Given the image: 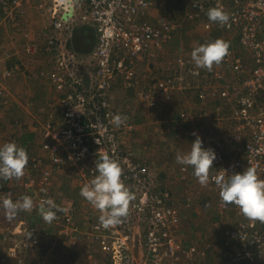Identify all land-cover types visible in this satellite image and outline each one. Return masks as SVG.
I'll use <instances>...</instances> for the list:
<instances>
[{
	"label": "built area",
	"instance_id": "2783aa9c",
	"mask_svg": "<svg viewBox=\"0 0 264 264\" xmlns=\"http://www.w3.org/2000/svg\"><path fill=\"white\" fill-rule=\"evenodd\" d=\"M184 1L189 16L206 15L202 23L210 32L221 25L210 21L207 11L221 7L230 17L228 24L221 27L234 31L240 46L237 50L228 45L213 72L217 81L213 94L228 101L230 118L235 122L231 151L228 153L227 143L214 135L203 140L205 148L217 153L209 179L217 194L216 207L220 213L235 211L234 220L227 216L233 222L225 227L219 250L227 259L217 262L214 257L209 262L207 248L182 235L183 205L171 188L157 182L151 164L135 152L130 142L135 125L129 111L121 110L112 101L119 77L124 78L127 90H135L138 96L144 98L150 92L147 101L151 106H158L159 96L175 89L176 83L186 78L188 81L184 73L194 80L204 78L202 68L196 69L192 59L180 57L179 73L153 75L147 85L141 83L144 79L139 76L145 74L139 67L150 66L163 55L176 39L178 29L177 22L168 15L153 14V0H45L58 34L49 43L54 59L48 77L59 93L58 109L53 118L41 124L40 150L29 157L24 175L17 179L19 193L8 186L0 191V197L16 200L28 195L33 199V209L38 208L45 197L55 201L52 182L62 172H70L68 180L80 194L82 186L97 174V156L108 153L118 161L122 180L133 195L128 215L121 223L105 229L98 220L99 210L85 198L82 204L92 212L86 224L77 220L76 202L64 204L61 209L67 211H57L54 220L66 225L63 235L69 243L75 245L88 237L109 255L111 264H264V222L249 220L234 203H223L220 189L211 179L213 175L223 173L227 177L253 167L258 178L264 180V0ZM18 3L19 0H0V7L6 12L7 5ZM78 26H88L93 31V45L88 51L79 52L69 46V38ZM228 75L233 80H228ZM206 91V87L200 88L202 99L208 95ZM116 114L127 116L120 127L112 123ZM22 230V238L14 239L8 248L12 257H18L20 247L29 248L39 241L37 228Z\"/></svg>",
	"mask_w": 264,
	"mask_h": 264
},
{
	"label": "rangeland",
	"instance_id": "374dc122",
	"mask_svg": "<svg viewBox=\"0 0 264 264\" xmlns=\"http://www.w3.org/2000/svg\"><path fill=\"white\" fill-rule=\"evenodd\" d=\"M44 3L45 0H19V3L16 5H7L9 8V11L6 10L7 13L3 11V6L0 7V145L6 142L14 141L21 146V135L31 131L35 134V138L30 144V156L28 157L35 156L39 152L40 143L42 140V135L40 133L41 124L44 122V120L53 118L55 115H53V112L58 109L56 103L59 99V93L55 90L48 79L53 68L54 59V54L49 50V43L51 37L58 36V34L52 27V17L48 10L49 3H46L45 5ZM185 11H188V8L186 7L184 0H176L173 2V5L170 9V15L179 17V20L176 21L178 24V29L176 35L177 38L175 41L177 42H173L170 44V47L169 45L166 47L168 53L167 58H170L172 54L176 53L173 51L177 50L179 53H181L179 57L186 59H189V57L186 56L191 57L190 46L193 42H191L190 38L187 37V33L191 32V30L194 29V26L197 28L195 33H198L199 35H197L200 36V40L198 39L197 44L204 42L202 38L203 36L201 35H205L207 31L200 32V27L195 24L193 25V20H189L192 18H184L186 15ZM194 22L197 23V20ZM76 31H81L80 26L75 28L71 38H68L70 43L69 46H73L74 48L78 49V47L75 46V41L73 40ZM214 31H219V29H215ZM191 33L193 35V32ZM66 34L67 33H63L64 36H67ZM178 34L181 36L179 37ZM205 36L206 38L209 37L208 34ZM183 41V47L186 49L184 51H182L181 47L178 46L180 43H183ZM88 45L90 46H88V49L85 51L90 50L93 43ZM166 63L167 65H161L158 63L151 66L146 64L141 65L139 67V71L140 73L145 74L139 76L144 79L141 83L147 85L148 79L152 78L153 75L158 74L157 76L162 77L179 73V69L181 68L177 67L178 64H175L177 68H172L173 64L170 61H167ZM216 68L213 65L211 70L207 69L206 74L208 75L204 76L206 75L204 73L203 77H212ZM7 70H9V72H6ZM150 72L153 74L149 75L148 73ZM228 77H230V75H228ZM112 99L116 101L115 105L120 107L121 110L129 111L128 113L135 125V130L130 135L131 140H134L132 147L141 159L147 160L151 164V169H153L152 173L157 174V182L161 184L163 179H166L161 173H168L166 172V166L161 167L159 164L164 161L166 158L165 155H167L166 153H169L171 150L170 147H166L167 149L162 151L160 150L163 148V145L160 143V140L156 139L161 137V132H156V130H154L152 133L149 132L152 131L150 128L152 123L145 119L144 113L139 112L142 111L139 109V107H143L144 98L138 96L133 89L127 90L124 78L119 77L117 89L114 90V96ZM159 100L160 99H158V101ZM161 101L162 100H160L158 105H160ZM221 107L222 106H220V108ZM40 110H43V112H40ZM214 113L215 114L212 116V118L209 119L207 115H204L200 121H205V129H207V132H209V137L213 135L212 133H214L215 137H218L225 142L229 141L233 134L232 121L226 118V115H223L225 120L222 122L220 119L223 118H219L220 116H218L217 109ZM159 114V112H153V115L156 116L154 118H157ZM140 115L141 118H139ZM154 118H152V120H158ZM208 127L211 128L208 129ZM179 130H170L169 132L167 129L166 133L168 132L167 136H169L170 139L175 138L176 133L178 134L180 131L184 133V135H182V139L185 144L183 147L181 146L182 150L180 153H185L191 149V145L188 144V142L191 138H193V131L192 129L185 131ZM194 132L196 133V131ZM134 136H136V138ZM144 137H146L147 140H145ZM141 139L142 142L139 143V140ZM151 139L153 141L152 143L154 144L149 146L147 149L144 146H148V142ZM160 159L162 161H160ZM184 167L181 166V168H183L182 170L186 171V173L188 172V174L191 175L190 171L187 169V166L184 165ZM172 173L174 176H166V180L167 184L174 187V185H176L174 184V180L175 177L177 178V176H175L176 171H172ZM67 174H70V172H67L66 174H63L62 172V176L60 175L55 179V181L52 182V187L55 189L54 191L59 193L63 191L62 194L69 197V203H73L74 201L71 198H76L75 202L79 203L77 201H81L82 196L78 193V190L75 188L76 186L74 187L73 183L68 180L69 177ZM178 179L180 180L179 182H183L184 180H188L190 182L188 175L185 174H181ZM12 180L13 181L11 182L9 180L8 183L13 184L12 187H14L15 191L19 193V188L16 189L15 186L17 179L13 178ZM188 185L189 187L193 188V191H195V185L198 184H193L190 182ZM170 186L169 188H171ZM177 186L179 187V184H177ZM59 187H61V190ZM178 189L183 192L181 187ZM172 190L175 191V189ZM182 195H184V193ZM188 195L186 193L181 197L184 198ZM191 197L189 196L188 199H193V202L197 201L196 198H198V196H195V198ZM0 217H6L2 208H0ZM199 219V229L203 231L205 237V242H203L206 245L212 244V252L219 259V252L214 253V250L217 249L219 251L221 249L222 242L219 244V241L216 240L214 236L225 230L224 227H226V224L223 223V225L220 226L214 225L212 221L209 220V216H207L205 212L202 216H200ZM8 222L9 220L6 219V223ZM9 223L11 224L12 221ZM3 224L2 227L4 226ZM19 225L21 227L22 224ZM64 226L66 225L63 224L60 226L62 232L63 230L65 231V229H67ZM20 227L17 228L20 229ZM207 239L209 241H207ZM213 242L217 244L216 249L214 245L215 243L213 244ZM106 259H110L109 255L104 253L97 243L90 242L87 239L84 241L83 247H78L77 252L68 251L66 254H62L60 261L61 263L65 264H106ZM223 260L225 259L223 258Z\"/></svg>",
	"mask_w": 264,
	"mask_h": 264
},
{
	"label": "crops",
	"instance_id": "0c3cea01",
	"mask_svg": "<svg viewBox=\"0 0 264 264\" xmlns=\"http://www.w3.org/2000/svg\"><path fill=\"white\" fill-rule=\"evenodd\" d=\"M153 1L156 3L153 9L154 15L164 14V15H168L171 19L175 21L179 20L178 16L170 15V9L173 5V2H175L176 0H153ZM185 14L186 15L184 18H187V19L189 17L192 18L189 20H193L192 21L193 25L195 24L200 27V29L202 30V31L200 30V32H204V31L206 32V30L203 27V23H202L203 22L202 18L205 19L204 17L206 15L201 18L199 16L191 17L189 16V8H188V11H185ZM195 20H197V23L194 22ZM219 28H220V31H214V30L212 32L207 31L206 34H208L209 36L207 38L205 36L206 34L204 35L202 33L203 35L201 36H203L202 38L204 42L197 44L198 39L200 40V36H198L199 35L198 33H195V31H197V28L194 26V29L191 30V32H193V35L191 32L187 33V37H189L191 42H193L191 43V46H190L191 48L190 53L195 47H198L201 44L214 41L216 39H222L225 42H227L229 46L233 45L234 47H236L237 50H239L238 48H240V46L236 39V36L234 38L235 32L226 30L221 26L218 27L217 29ZM80 29H81V31H79L80 33L77 31L75 32V36L73 40L75 41V46L78 47L77 50L79 52H84L85 50L88 49V46H90L88 44L93 42L94 34H93L91 27L81 26ZM180 36L181 35H179V37ZM175 40L173 42H177ZM178 46L181 47L182 51L186 50L183 47L184 41L183 43H180ZM173 52H176L177 54L176 53L172 54L170 58H167L168 53H167V48H166L164 54L163 55L161 54L160 57L152 61L150 63V66L155 65L157 63L161 65L163 64L167 65L166 62L170 61L173 64V67L172 66L171 67L177 68L178 66L176 67L175 64H178V59L180 58L179 56L181 55V53H179L178 50L173 51ZM186 57H189V59H192L190 56H186ZM214 66L216 68L217 66H219V64H214ZM206 71L207 69L202 68L203 75L204 73L206 74ZM183 75L184 77H189L188 81L186 78L184 82L176 83L177 86L175 89H171L168 94L164 93L165 95L163 94L162 96H159L162 101L160 105L158 106H151L148 104L147 98H150V94H151L150 92H148L147 97H144L143 107L141 106L139 107V109L142 111H139V112L144 113L145 119H147L149 122L152 123L150 125L151 126L150 128L152 129V131H149L150 133L154 132V130H156V132H161V137H159V139H156V140H160V143L163 145L162 146L163 148H161L160 150L162 151V150L167 149L166 147H170L171 151L169 153H166L167 154L165 155L166 158L159 165H161V167L166 166V172L168 174L161 173L162 176L165 177L166 179L167 177L174 176L172 171H176L175 176H177V178L175 177L174 184L176 185L173 184L174 187L167 184L166 179H163V181L162 180L161 181L163 185H167L168 187L170 186L172 189H175L174 192L178 195V198L180 197L179 202L183 205V217H182V224L180 226L181 228L180 232H182V235H184V237L188 241H199L205 248H207L209 262L212 263L211 258H214V257L217 259L216 261L219 262V261H222L223 258L227 259V256L226 255L221 256L218 253L219 259H222V260H219L212 252V249H211L212 244L206 245L204 243L205 237H204L203 231L199 229L200 227L199 218L205 212L207 216H209V220H211L214 225L220 226V225H223V223H225L226 226H228L231 222H233V221H230L231 217L234 220L235 211L232 210L226 213L225 212L220 213V211L216 207L217 194H216L215 189L211 187L210 182L207 185H201L198 181V178L194 176L193 169L191 168V166H187V169L190 171V174H191L189 175L188 172L186 173V171L182 170L183 168H181V166L184 167V165L177 163L175 157L177 154L181 152L182 150L181 146L183 147V145L185 144L182 139V135H184V133H182L180 130L185 131L188 129L189 130L192 129L193 132L196 131V133L202 138V140H205V138L209 136V132H207V129H205V121H200L202 120V117L204 115H207L209 119L212 118V116L215 114L214 113L215 110L217 109L218 116H220L219 118H223V119H220L222 120V122H224L223 120H225V117L223 115H226L227 116L226 118L231 120L230 118L231 107L228 101H223L218 96L213 94L215 87H216V82H217L215 78H213L214 75L212 77H204L201 81L200 79L194 80L193 77H190L185 73ZM207 75L208 74L204 76H207ZM227 79L233 80V76L230 75V77H227ZM201 87L207 88L206 92H208V95L206 96L205 99H202L199 95V91ZM112 101H113V104H116V101L114 99H112ZM220 106L222 107L220 108ZM155 108H158V109H155ZM40 112H43V110H40ZM153 112H159L160 114L157 118H154L156 116L153 115ZM139 118H141V115ZM152 118L158 119V120L155 121V120H152ZM232 123H233L232 127H233V134H234L235 122L232 121ZM210 128L211 127H208V129ZM167 129L169 132L170 130L173 131L176 129L178 130L180 129L179 130L180 132L178 134L176 133V137L178 138L175 137V138L170 139L169 136H167L168 132L166 133ZM212 134L214 135V133ZM134 137L136 138V136ZM144 138L145 140H147L146 137ZM196 138L197 137L193 135V138H191L190 140L188 139L189 140L188 144L191 145V142H193ZM130 142L131 144H133L134 140H131ZM141 142H142V139L139 140V143ZM152 142L153 141L151 139L148 142V146L146 145L144 147L148 149L149 146L154 144ZM226 143L228 146L227 152L230 153L231 151L230 147L232 145L231 139L229 141H226ZM160 161L162 160L160 159ZM181 174L188 175V179L190 180V182H192L193 184H198V185H195L196 186L195 191L192 190L193 189L192 187H189L188 184H190V182L188 180L179 182L180 180L178 178ZM11 181L13 180L11 179L10 182ZM15 184H16L15 186L17 189L18 184L17 183ZM177 184H179V187L182 188L183 192L178 189L179 187L177 186ZM8 186H13V184L8 183ZM59 189L61 190V187H59ZM54 190L55 189L53 188V191ZM62 192L63 191H61V193L57 191H54V193L52 192L54 199H55L54 202L57 205H59L60 208L64 204L69 203L68 202L69 197L62 194ZM183 193L184 195L186 193L187 195L190 193L191 194L188 195L187 197L182 198L181 196H184L182 195ZM189 196H194V198L195 196L196 197L198 196V198H196L197 201L196 202L188 201ZM71 199L74 200L73 202H75L76 198L74 199L71 198ZM77 202H79V203H76L79 206V211L77 213V220L81 224H86L89 217H91L90 215H92V212L88 208H87L88 210L85 209L86 207L82 204L83 198L81 199V201H77ZM38 208H34L30 212H20L19 215H17L13 220H11L12 221L11 224L9 223L11 221L6 223V219H7L6 217L5 218L0 217V264H22L19 258H22L23 260L26 261V263H29V264H65V263H61L60 261L62 254H66V252L68 251L77 252L78 247L81 248L84 246V241H86L87 239L88 241H90V239L87 237V238L82 239L75 245L69 243L65 239L63 232L61 231V228H60V226L63 225L64 222L55 221V220H53L51 223L45 222L42 219V217L39 215ZM227 216H229L230 219H228ZM2 224L4 225L3 227H2ZM19 224H22L20 229L17 228ZM24 227L37 228L38 233L36 235L39 237V241L37 244L29 248L20 247V249L17 251L18 257H12L8 253V248H9L8 246L11 245L14 239L22 238L23 236L22 229ZM214 238H216V240L219 241L218 242L219 244L221 242L223 244L224 230L218 235L214 236ZM207 241L209 240L207 239ZM214 243L215 242H213V244ZM214 245L216 249L217 244L215 243ZM217 252H219L217 249L214 250V253H217ZM106 260H107L106 264H111L109 259H106Z\"/></svg>",
	"mask_w": 264,
	"mask_h": 264
},
{
	"label": "clouds",
	"instance_id": "9594fccd",
	"mask_svg": "<svg viewBox=\"0 0 264 264\" xmlns=\"http://www.w3.org/2000/svg\"><path fill=\"white\" fill-rule=\"evenodd\" d=\"M210 21L225 26L229 22V14L221 7H211L207 11ZM228 51V44L222 39L201 44L191 52V58L196 69L211 70L214 64H219ZM127 120L126 115L116 114L112 123L120 127ZM197 138L191 142V149L176 155V162L191 166L193 174L201 185H207L210 179V169L217 158L213 148H205L202 138L193 132ZM29 157L27 150L16 142H6L0 145V179H19L24 175ZM96 175L89 183L80 189V195L95 209L99 210V223L105 228L117 225L122 218L127 217L132 193L122 180V169L116 159L108 153H100L95 160ZM219 187V196L223 203H234L240 212L249 220L264 222V180L258 178L256 169L244 168L225 177L223 173L211 177ZM46 191V189H42ZM33 199L24 195L13 200L11 197H0V208L6 218L11 221L20 212H30L33 209ZM61 209L52 198L45 197L38 208L42 219L51 223Z\"/></svg>",
	"mask_w": 264,
	"mask_h": 264
},
{
	"label": "trees",
	"instance_id": "16d2710c",
	"mask_svg": "<svg viewBox=\"0 0 264 264\" xmlns=\"http://www.w3.org/2000/svg\"><path fill=\"white\" fill-rule=\"evenodd\" d=\"M185 4H186V2H185ZM186 6H187V4H186ZM219 31H220V28H219ZM69 45H70V43H69ZM21 138H22L21 146L24 147L27 150L28 156H30L29 155V151H30L29 149H30V146H31L30 144H31L32 140L35 138V134L32 133V132L23 133L21 135ZM8 182H9L8 180L0 179V191L5 190V189L8 188Z\"/></svg>",
	"mask_w": 264,
	"mask_h": 264
}]
</instances>
